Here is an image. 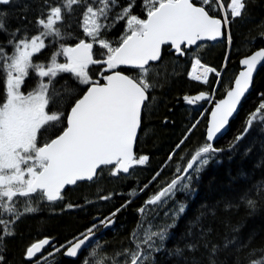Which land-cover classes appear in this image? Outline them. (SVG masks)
Here are the masks:
<instances>
[{"label":"snow or ice","instance_id":"obj_1","mask_svg":"<svg viewBox=\"0 0 264 264\" xmlns=\"http://www.w3.org/2000/svg\"><path fill=\"white\" fill-rule=\"evenodd\" d=\"M20 3L0 0V264H11L8 243L23 218L44 206L80 207L64 201L82 187H95L98 200L110 201L115 193L100 194L103 181L124 179L150 164V155L140 150V136L150 131L146 121L155 101L154 77L167 59L188 57V76L207 86L185 94L183 101L195 105L197 114L205 103L212 102V107L210 116L191 118L175 151L166 155L175 165L173 178L137 208L141 217L153 213V219L178 192L195 191L204 167L223 151L213 141L226 130L246 94L259 90L256 77L264 71V47L244 55L239 60L242 70L227 81V56L223 65L209 66L199 55L201 48L216 43L230 48L232 26L250 12L251 0H29L13 27L8 8ZM214 84L224 88L219 99ZM202 121L205 138L185 160L181 154ZM254 121L264 125V93L235 142ZM242 198L254 212L257 200L247 193ZM130 202L94 219L66 246L56 247L49 238L26 245L24 264H39L37 253L46 245L53 252L64 248L62 255L81 264H264V246H252V235L244 240L234 227L231 235L217 241L199 216L189 223L181 245L166 248L185 212L179 201L171 214L164 212L165 222L149 221L144 227L139 220L129 246L106 255L108 249L96 233L112 226ZM260 202L264 204V193ZM226 206L235 205L229 201Z\"/></svg>","mask_w":264,"mask_h":264},{"label":"trees","instance_id":"obj_2","mask_svg":"<svg viewBox=\"0 0 264 264\" xmlns=\"http://www.w3.org/2000/svg\"><path fill=\"white\" fill-rule=\"evenodd\" d=\"M27 2L29 0H21L20 4L9 6L8 11L13 14L11 18L13 27L18 24L15 17L23 14V4ZM222 2L227 3L230 0H222ZM262 30H264V0H251L250 12L244 20L235 22L231 29L233 42L230 46L225 81L232 79L241 70L239 60L244 55L264 47ZM118 31L119 25L113 33ZM3 39V35H0V41ZM227 51L226 44L216 43L214 46L201 48L199 55L202 63L216 66L225 63L224 57L227 56ZM190 69L191 61L188 57L169 58L159 69V74L154 77L157 82L155 101L151 105V113L146 121L150 131L146 136H140V150L150 155V164L142 166L143 170L133 172L124 179L113 178L103 181V191L100 194L115 193L110 201L98 200L95 187H82L71 191L64 201V203H73L80 207L61 210L59 204L44 206L38 214L23 218L16 226V237L8 243L11 264H24L22 251L32 242L49 238L56 247L66 245L74 236H78L81 231L90 226L94 219L103 217L115 206L131 200L145 188V184L148 185L152 181L155 174L163 168L169 150H175L174 145L181 138V133L189 125L191 118L198 116L193 111L195 107H186L183 104V96L194 95L197 89L208 90L207 86L189 79ZM256 86L259 90L251 92L226 134L216 143L215 147L223 151L204 167L195 184V191L190 195L178 192L175 200L168 201L163 208L157 210L155 219H153V213H147L145 217L138 214L137 208L144 205L150 196L173 178L175 165L168 162L149 187L117 214L116 223L112 229L99 234L100 228L97 232L99 234L97 238L102 247L108 249L106 255L129 246L130 233L139 220H144V227L148 226L149 221L153 224L165 222L164 212L168 211L171 214L176 201L185 205V212L180 215L176 227L172 229V234L165 242L166 248L171 249L181 245V237L186 228L198 216L212 229L213 238L217 241L222 240L225 235H231L232 229L238 227L242 239L247 240L249 235H252L254 237L252 246L257 248L264 246V204L260 202L261 194L264 193V125L254 121L246 137L238 143L234 141L235 136L244 132L248 115L261 102L262 93H264V71L257 76ZM223 93L224 88L218 86L216 99L221 98ZM195 131L196 134L188 142V148L181 154L185 160L190 158L188 152L194 151L205 138L203 121ZM231 144H235V148H230ZM173 160L176 164L181 163L176 156H173ZM244 193H247L248 198L257 200L258 207L254 212L247 208L242 198ZM86 200L92 203H86ZM229 201L235 206L227 207L226 204ZM201 213L204 215L201 216ZM94 245L95 240L92 246ZM90 251L91 248L87 250V253ZM52 252L53 249L48 247L41 256H38L39 264H81L80 260L66 259L61 254L64 250L41 261ZM157 258L161 261L165 260V257L160 254H157Z\"/></svg>","mask_w":264,"mask_h":264},{"label":"water","instance_id":"obj_3","mask_svg":"<svg viewBox=\"0 0 264 264\" xmlns=\"http://www.w3.org/2000/svg\"><path fill=\"white\" fill-rule=\"evenodd\" d=\"M258 67H259V66H258ZM242 68H243V66L241 65V70H242ZM256 78H257V77H256ZM250 94H251V91H250V93L246 94V97L242 100L241 104L238 106V108H237V112L233 114V117H232V118H230V122H229V125L226 126V130H224L222 134H218V136L216 137V139L213 141L214 146H215L216 143L219 142V140H220V139L226 134V132L228 131V129H229L230 125H231V123L233 122V120H234L235 117L237 116V114H238V112H239V110H240L242 104H243L244 101L248 98V96H249ZM185 104H186V103H185ZM186 105H187V104H186ZM190 106H192V107H196L195 105H190ZM248 130H249V129H248ZM247 132H248V131H247ZM115 223H116V219H115ZM115 223H114L112 226H110L108 229H104V228H102V230L100 231L99 234H103V233L109 231L110 229H112V228L115 226ZM99 234L96 233V237H97ZM50 240H51V239H50ZM51 241H52V240H51ZM66 245H67V244H66ZM66 245H65V246H66ZM47 247H48V245H46V246L44 247V249L41 250V253H37V256L41 255ZM60 250H64V251H65L64 248H61ZM64 257H65L66 259H68V260H71V261H77V260H78L77 258L67 257L66 255H64Z\"/></svg>","mask_w":264,"mask_h":264},{"label":"bare ground","instance_id":"obj_4","mask_svg":"<svg viewBox=\"0 0 264 264\" xmlns=\"http://www.w3.org/2000/svg\"><path fill=\"white\" fill-rule=\"evenodd\" d=\"M228 53H227V57H229V54H230V48H229V46H228V51H227ZM228 61V60H227ZM241 66V65H240ZM210 76H211V74L209 75V78H210ZM193 82V81H192ZM217 89H218V85H216V91H217ZM252 92V91H251ZM249 97V96H248ZM209 103V102H208ZM212 105V104H211ZM241 109V108H240ZM240 111V110H239ZM209 116H210V114H209ZM250 129L251 128H249V130H248V132L250 131ZM248 132L244 135V138L246 137V135L248 134ZM243 138V139H244ZM242 139V140H243ZM220 153V152H219ZM218 153V154H219ZM167 163H165L164 165H163V167H165V165H166ZM153 182V179H152V181L150 182V184ZM149 187V186H148ZM145 190V188L144 189H142L134 198H132L131 200H134L135 198H137L138 196H140L141 195V193L143 192ZM117 229V228H116ZM101 230H102V228H101ZM118 230V229H117ZM111 237V236H110ZM69 239V238H68ZM105 243V242H104Z\"/></svg>","mask_w":264,"mask_h":264},{"label":"flooded vegetation","instance_id":"obj_5","mask_svg":"<svg viewBox=\"0 0 264 264\" xmlns=\"http://www.w3.org/2000/svg\"><path fill=\"white\" fill-rule=\"evenodd\" d=\"M214 88H215V90H216V85L214 86ZM183 104L186 106V107H192V106H190V105H186L185 104V102L183 101ZM209 112L207 111V109H202L201 110V112H200V114H198V116H197V119H202V117H204V116H209ZM175 151V150H174ZM169 161L168 160H166V162L165 163H168Z\"/></svg>","mask_w":264,"mask_h":264},{"label":"rangeland","instance_id":"obj_6","mask_svg":"<svg viewBox=\"0 0 264 264\" xmlns=\"http://www.w3.org/2000/svg\"><path fill=\"white\" fill-rule=\"evenodd\" d=\"M211 104H212V102L205 103V105H204V108H203V109H207V110H208V109H210V108L212 107V105H211ZM163 168H164V167H163ZM163 168H162V169H163ZM162 169H161V170H162ZM161 170H160V171H161ZM160 171H159V173H160ZM153 181H154V179H153ZM149 185H150V183L148 184V186H149ZM131 201H132V200H131ZM128 204H129V203H128ZM128 204H127V205H128ZM60 249H61V248H60ZM54 253H55V252H52V253H51V255H52V254H54ZM42 261H43V260H42Z\"/></svg>","mask_w":264,"mask_h":264}]
</instances>
